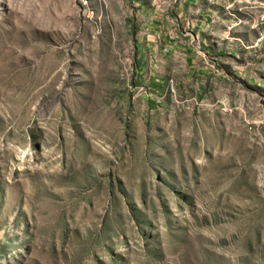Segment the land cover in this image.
I'll return each instance as SVG.
<instances>
[{"label": "rangeland", "instance_id": "1", "mask_svg": "<svg viewBox=\"0 0 264 264\" xmlns=\"http://www.w3.org/2000/svg\"><path fill=\"white\" fill-rule=\"evenodd\" d=\"M0 264H264V0H0Z\"/></svg>", "mask_w": 264, "mask_h": 264}]
</instances>
